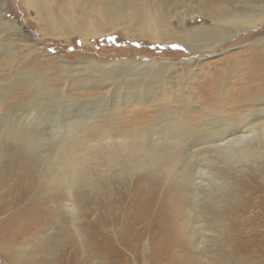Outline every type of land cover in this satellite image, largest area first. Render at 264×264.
<instances>
[{
    "label": "bare ground",
    "instance_id": "bare-ground-1",
    "mask_svg": "<svg viewBox=\"0 0 264 264\" xmlns=\"http://www.w3.org/2000/svg\"><path fill=\"white\" fill-rule=\"evenodd\" d=\"M58 1L24 0L39 15ZM94 1L86 28H132L196 52L264 23V4L245 0H200L197 15L192 0H152L143 10L147 0ZM204 15L208 22L185 28L186 18ZM1 27L29 41L4 9ZM245 42L247 50L222 58L195 88V77L148 81L146 71L170 63L126 62L142 68L140 78L126 80L112 109L100 108L104 93L82 101L93 109L72 110L79 101L58 102L66 88L51 92L31 80H23L32 87L23 106L0 96V216L11 213L0 222L2 259L126 264L108 236L121 226L118 241L140 264H264V174L261 183L237 170L264 165V31ZM35 95L44 105L29 108Z\"/></svg>",
    "mask_w": 264,
    "mask_h": 264
},
{
    "label": "rangeland",
    "instance_id": "rangeland-1",
    "mask_svg": "<svg viewBox=\"0 0 264 264\" xmlns=\"http://www.w3.org/2000/svg\"><path fill=\"white\" fill-rule=\"evenodd\" d=\"M3 1H5L4 5ZM89 1L59 0L51 4V14L39 15L31 7H28L24 0H0V12L4 9V16L15 22L25 38L29 40L28 42H24L26 40L22 41L20 38L15 40L11 33L7 31L5 33L4 27L0 28V96L8 98L13 103L11 106L18 107L26 103L27 91L32 87L28 90L23 89V80H31L51 92H60V90L66 88V100L62 99L63 102L61 100H58V102L69 106L70 103L66 104V101H79L70 108L72 110H77L78 107L81 109L86 107V110L93 109L98 105L83 104L82 101L86 99L89 101L95 100L104 93L108 94L109 100L107 99L106 103H101L99 106L100 108L112 109L114 104L117 101L119 102L121 96L127 93V90L121 87L128 82L126 80L140 78L138 72L142 68L136 67L135 64L124 66L126 62L138 63L144 61L149 65L162 62L170 63L174 65L173 69L146 71L148 81L156 85L160 79L175 83L178 75L195 77L196 81L192 86V88H195L198 80L203 79L204 74L212 72L211 69L222 58L244 52L247 50L245 46L247 38L256 31H264L263 23L254 30L242 31L217 49L209 51L204 48L202 52H196L192 49H185L183 44L179 42L159 44L152 42L148 38L139 37L137 31L132 28L125 32L120 27L113 29L110 26H102L98 22H96L97 24L91 23L92 27L87 25L86 28L83 21L85 10H89V7L97 8L100 6L99 4L96 5L97 2L94 0ZM201 1L207 4L210 2L209 0ZM224 1L234 4L239 0ZM245 1L264 4V0ZM199 2L200 0H192L191 2L197 6L192 9L194 13L197 11L195 9H201ZM91 3L92 6H90ZM153 4L154 1L147 0L141 10L146 6L151 7ZM126 12L127 10L124 9L123 13ZM87 13L88 11H86ZM137 13L136 16H138ZM195 15L197 14L195 13ZM205 19V15L204 17L195 16L194 21L186 18L185 28L198 27L202 23L208 22ZM89 23L90 21L87 22V24ZM172 24L176 28L181 26V22L177 17L172 19ZM181 63H188L184 70H182L183 65H180ZM174 89L177 90L178 87L174 86ZM69 92L70 94H68ZM33 97V102L27 105L28 107L33 108L34 106L44 105L41 100L42 96L35 95ZM47 101L52 106L59 105L51 97H48ZM150 106V104H147L143 108L147 109ZM0 109V116H2L3 109ZM263 167V162H261L246 165V167L237 170H240L244 176L256 177L258 182L262 183ZM262 186L264 191V185L262 184ZM10 214L8 212L0 216V222ZM120 229L121 226H118L112 232H108L109 238L127 260L126 264H140V261L134 260L130 253L125 251L119 243L117 234ZM146 244L147 241L144 239L142 248L146 249ZM0 264H7L1 256Z\"/></svg>",
    "mask_w": 264,
    "mask_h": 264
},
{
    "label": "snow or ice",
    "instance_id": "snow-or-ice-1",
    "mask_svg": "<svg viewBox=\"0 0 264 264\" xmlns=\"http://www.w3.org/2000/svg\"><path fill=\"white\" fill-rule=\"evenodd\" d=\"M173 47H175V46H173Z\"/></svg>",
    "mask_w": 264,
    "mask_h": 264
}]
</instances>
